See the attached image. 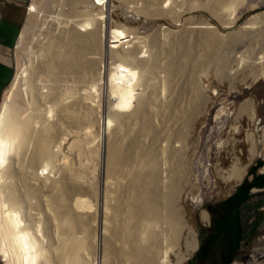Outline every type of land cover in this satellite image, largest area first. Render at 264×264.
I'll use <instances>...</instances> for the list:
<instances>
[{"label": "bare ground", "instance_id": "bare-ground-1", "mask_svg": "<svg viewBox=\"0 0 264 264\" xmlns=\"http://www.w3.org/2000/svg\"><path fill=\"white\" fill-rule=\"evenodd\" d=\"M48 1L54 11H46L47 5L41 9L43 0L41 5L33 2L29 13L43 10L45 18L58 26L52 25L44 40L37 36L0 105V260L3 264H187L199 247L194 217L187 215L189 210L181 213V201L185 203L181 186L189 182L191 169V155H187L196 151L189 148L200 139L195 125L203 127L200 120L210 105L218 107L214 105L225 98L220 99L223 88L216 83L211 89L218 91L219 98L204 84L201 61H195L200 65L196 67L191 64L194 61L186 63L182 58H190L195 50L192 44L207 45L204 51L213 52L230 41L228 34L206 20L194 26L187 20L192 27L186 22L182 27H138V21L130 19L133 23L126 25L115 19L108 27L114 5L110 6V0H72L67 11L77 13L73 16L55 0ZM244 1L163 0L169 3L164 8L162 0H141L133 9L144 17H159L161 22L169 17L176 21L195 9L216 15L226 10L235 13ZM259 16L245 25H255ZM48 26L42 25L41 33ZM249 28L242 27V41L231 34L241 42L236 49L243 46V58L236 64L228 62L230 47L228 55L227 48L212 55L217 64L211 74L222 84L242 78L247 89L264 79V52L255 55L262 45L253 49L264 40V27ZM29 30L21 31L18 47ZM189 46L192 50L187 53ZM248 51L260 59L251 55V61L246 60ZM155 103H160L161 118L175 111L173 115L180 120L174 136L165 130L169 144L162 147L159 136L165 132L151 134L160 122L153 121L158 115ZM225 104L229 103L218 108L215 118L221 120V115L229 113L230 105ZM258 105L256 98L249 97L233 115V122L225 125L229 138L220 143L217 158L229 164L236 182L245 177L257 157H264V124L257 125ZM240 115L245 116L243 121ZM198 215L203 223L210 222L206 209L200 208Z\"/></svg>", "mask_w": 264, "mask_h": 264}, {"label": "rangeland", "instance_id": "rangeland-1", "mask_svg": "<svg viewBox=\"0 0 264 264\" xmlns=\"http://www.w3.org/2000/svg\"><path fill=\"white\" fill-rule=\"evenodd\" d=\"M39 1H40V4H39ZM45 2H43V0H32V2H30L29 0H28V3H27V6L26 7H28L27 8V15H26V19H25V22H24V24H23V27H22V30L21 31H23L24 29H27V32H28V30H29V34L28 33H26V34H28V35H26L25 34V40H24V43L21 45V47H18V45H16L13 49H12V51L10 52V58H11V60H12V64H13V66H14V69H15V71H14V75H13V77H12V79H11V81H10V83L8 84V86H7V88L5 89V94H4V96H6V94H7V92H8V90H10L11 88H12V84H13V81H14V78H15V75H16V72H17V69H18V66H19V64L21 63V62H23V61H25L24 59H25V57H26V51L29 49V48H31V47H33V44L35 43L34 41H35V39L37 38V36L39 37V39H41V40H44V38L45 37H47L46 36V33L48 34L50 31L49 30H51L52 28H54V27H56V26H58L56 23H55V25H54V23L53 22H50V21H48V19L47 18H45L46 16L44 15V14H46L47 12V10L49 11L50 9V11L52 12V11H54V9H52V7L51 8H49L50 7V5H47L48 3H49V1L48 0H44ZM47 1H48V3H47ZM60 0H55V2L57 3L58 2V4H60V5H62L61 7H62V9L64 10V12L66 13V11H67V9L68 8H70V3L72 2V0L70 1H68V0H61L62 2L60 3L59 2ZM64 1V2H63ZM111 2H112V0H110ZM109 1V4H110V6H112L113 4V7L111 8V10L113 11H111L112 13H110L109 14V16L105 13V16H108V18H107V20L108 21H106V25H107V22H108V27H110V25L111 24H113L115 21H119V22H121L122 20V22L121 23H125L126 25H130V23H128L129 21L130 22H132L133 20H135L136 22L138 21V23H139V25H138V27H182V24H186L187 23V25L189 26V27H192V26H194V24L196 25V23H199V22H201V21H210L211 23H213L214 24V26L215 27H217V29H219V31L221 32V33H223V34H225V33H227L228 34V36H229V39H230V41L229 42H227V44L225 43H222L221 45L223 46V48H222V46L220 47V48H217V49H215L216 50V53H218L217 52V50L219 51V49H220V51L219 52H221V53H223L222 51H224V49H226L225 51L227 52V50H228V52H231L230 50H232V52L231 53H233V51H234V53L233 54H231V53H229L230 55H228V52H227V55L229 56V60L230 61H228V62H232V63H234V61H235V63L234 64H236L237 62H236V60H241V57L243 58V56H242V53H243V46L242 47H239L238 49H241V50H238V49H236V46L237 45H239L241 42L240 41H242V40H244V37H242L243 35L241 34V33H243V30H241L242 29V27H244V26H246L247 27V25H248V27L249 26H251V28L254 26V27H264L263 26V24H264V18H262V17H264V16H262V15H264L263 13H264V0H262L261 2H260V0L257 2V0H251V1H253V2H251V4H249L248 2L250 1V0H245V1H247V3H245V1L244 2H242V4H240L239 6H237L236 7V9L237 8H240V9H238V10H235V13L234 12H230V10H222L224 13H222V11H221V13L223 14H214L213 12H211V11H209L208 9H195L194 11H192V14L191 13H189L188 15H186V16H184L182 19L180 18V19H178V17H177V19H176V21H174L175 19H172V18H167V20H162V22H161V19L159 18V17H155V18H149V17H144L143 15H139L140 13H137V11L135 10V9H133V5H136V3L137 4H140V3H138L139 1H141V0H134V1H128L127 3L125 2V4H127L128 6H125V4H124V2H121V3H119L117 0H114L112 3ZM123 1V0H122ZM33 2H35L36 4H38V5H41L42 4V2H43V6L41 5V9H42V7H43V10H44V7L45 8H47V9H45L46 11V13H42L43 12V10L42 11H40V9H39V12L38 13H35V14H32V16L30 15V10H31V7L30 6H32V3ZM65 2H67V4L65 3ZM68 2H70V3H68ZM143 2H144V0H143ZM263 2V3H262ZM65 3V4H64ZM123 3V4H122ZM130 4V7H129V4ZM245 3V4H244ZM255 5H254V4ZM261 4V5H259V4ZM45 4V5H44ZM121 4V5H120ZM132 4V5H131ZM141 4H143V3H141ZM165 4V5H164ZM167 4H169L168 2L167 3H163V0H162V5H164L163 7L164 8H166V7H168L167 6ZM120 5V6H119ZM258 5H259V7H258ZM263 5V6H262ZM63 6H65V8L63 7ZM140 6V5H139ZM245 6V7H244ZM247 6H251V7H248L247 8ZM55 7H57V6H55ZM54 7V8H55ZM89 7H90V5H89ZM127 7V8H126ZM129 7V8H128ZM59 8V7H58ZM132 8V9H131ZM245 8V9H244ZM249 8H250V10H249ZM66 9V10H65ZM248 9V10H247ZM69 10V9H68ZM134 10V12H132V11ZM136 11V12H135ZM196 11H198V12H196ZM237 11V12H236ZM243 13H242V12ZM244 11H245V13H244ZM67 12H69L70 14H71V16H73V14L75 15V13L73 12V13H71L70 11H67ZM116 12V13H115ZM263 12V13H262ZM136 13V14H135ZM69 14V15H70ZM77 14V13H76ZM115 14V15H114ZM194 14V15H193ZM230 14V15H229ZM260 15L259 17H257V19H258V21H257V19H256V21H255V25H253V24H247V25H245V22H247L248 21V19H250L251 17H253L254 15ZM30 15V16H29ZM44 15V16H43ZM113 15L116 17V18H113ZM119 15V16H118ZM224 15H225V17H224ZM229 15V16H228ZM232 15V17H230ZM69 17V18H71V19H77V18H75V17ZM223 16V17H222ZM227 16H228V18H227ZM239 16V17H238ZM230 17V18H229ZM45 18V19H44ZM81 17H79V19H80ZM184 18H186V19H184ZM228 19V22L230 23H228L227 22V19ZM260 18L261 19H263V21L262 20H260ZM32 19H33V22H32ZM35 19V20H34ZM116 19V20H115ZM130 19H132V21L130 20ZM231 19H232V21H231ZM28 20H30V21H28ZM113 20V21H112ZM115 20V21H114ZM178 20H180L179 22H178ZM184 20V21H183ZM187 20H189L190 21V23H188V22H186ZM220 20V21H219ZM165 23H164V22ZM193 21V22H192ZM196 21V22H195ZM224 21V23H222ZM236 21V22H235ZM32 22V23H31ZM50 22V23H49ZM113 22V23H112ZM184 22V23H183ZM186 22V23H185ZM195 22V23H194ZM259 22H260V24H259ZM50 24V26H48V24ZM133 23V22H132ZM145 23V24H144ZM28 24H29V26H28ZM46 24V25H45ZM142 24H143V26H142ZM148 24V25H147ZM163 24V25H162ZM192 25V26H190V25ZM226 24H229V25H226ZM244 24V25H243ZM262 24V25H261ZM26 25V27H24ZM48 26V27H42L44 30H45V32H43V33H41V30L39 29V28H41V26ZM53 25V27L51 28V26ZM71 25V24H70ZM70 25H68V26H70ZM158 25H162V26H158ZM223 25H225V26H227V28H221V27H223ZM253 25V26H252ZM261 25V26H260ZM33 26V27H32ZM50 27V28H49ZM252 28L253 30H255V28ZM24 28V29H23ZM239 28V29H238ZM251 28H249V29H251ZM144 30V29H143ZM248 30V29H247ZM47 31V32H46ZM52 31V30H51ZM232 32H234V34H236V35H234L235 37L238 35V37H236V38H238V40H240L239 42L237 41V39L235 38V37H233L232 38V36H231V34H233ZM41 34V35H40ZM230 34V35H229ZM42 35H44V36H42ZM242 35V36H241ZM42 38H41V37ZM240 37V38H239ZM264 37V36H263ZM232 39H233V41H232ZM242 39V40H241ZM38 40V39H37ZM261 41V40H260ZM259 41V42H260ZM264 40H262V42H260V43H258L257 45H255L254 43V45L255 46H253L252 44H251V47L253 46V49H255V48H257L256 50H259V48H260V45H262L261 46V48H260V50H259V52H257L256 54H255V50H253L254 51V54L255 55H258L259 57H260V55L261 56H263L262 54L263 53H260L261 51L262 52H264V49H263V42ZM233 43V44H231V43ZM236 42V43H235ZM230 43V44H229ZM18 44V43H17ZM229 45H231V46H229ZM193 46V47H192ZM197 46V47H196ZM199 46V47H198ZM200 46L201 47H203V50L202 49H200ZM206 47H204V46H202V44L201 45H196V44H192L191 45V47H192V49L194 48L195 50H192L191 49V47L189 46V48L187 49V50H185V52L187 51V53H189L190 52V49L193 51V52H190L189 54H190V58L189 59H191V58H194V57H201V59H198V57L196 58V60L195 59H191V60H189L188 58H182V60H186L185 62L187 63V62H189V61H194L193 63H191V64H193V65H196V64H200V61H201V67H204V68H201V70H202V73L204 74L203 75V82H204V84H207V85H210V90H211V92L210 93H213L212 95H213V97H216V98H219V94H218V91L216 92L215 91V93L212 91V89H211V86L212 85H214L215 83H216V85H218L219 87H221V88H223V91L220 93L221 95H220V99H224L225 98V100H223V101H220L221 103H223V104H221L220 102H218V103H216L215 105H214V107L217 105H219L218 107H215V108H213V106L211 107V105H210V103L208 104V105H210V108H209V110L210 111H208L207 112V115H205V117H204V119L203 118H201V119H203V120H200V121H202V123H203V127H201L202 125H200L199 124V126L198 127H196V125H195V128H196V130H195V128H194V131H195V134H196V136L197 137H199L200 139L198 140L197 139V141H199V142H197L196 144H194V145H197V147H195V148H193L194 147V145H193V147L192 146H190V150L192 149H195L196 151H190L189 152V154L187 155V156H189V155H191V157L189 156V159L191 158V160H189V167H188V169L189 168H191L190 169V171L188 172V174H189V182H187L186 184H185V182L187 181L186 179H184L182 182L185 184L184 186L182 185L181 186V189L183 190V191H181V196L182 197H184L185 198V203H183V201H181V206H182V211H181V213L182 212H184V211H188L187 212V215H190V217L192 218V217H194V219L192 218V224L194 223L193 222V220L195 221V223H194V226H195V228L196 229H198L199 230V234H200V232H201V235H199V247H198V249L196 250V252H194L193 253V255H192V257L190 258V259H193V261L191 262L190 261V259L188 260V262H187V264H221V256H222V252H223V248H221V246L220 245H217V243H215V246H214V248H213V250L210 252V254L208 255V256H205L203 253H202V248L204 247V245H205V241L206 240H208L210 237H212L213 235H214V231H213V226H214V216H213V213H212V211H214V210H216V208H217V205L218 204H220V203H222V202H224L225 200H227V199H229L233 194H234V192L236 191V189H237V187L239 186V184L241 185L242 184V182L248 177L250 180L252 179V174L250 173V171H251V169L253 168V167H256V165H257V163L259 162V161H261V160H263V156H259V157H257L255 160H254V162L249 166V168H248V170H247V173H246V175H245V177L240 181V182H236L235 180H233V177H231L232 175H230V166H229V164H227V165H224L223 163H221L219 160H218V158H217V156H218V153H219V151L221 150L220 149V147H221V144L220 143H223L224 141H226L228 138H229V134H228V126H229V122H233L232 121V119H233V115L235 116V114H236V112L240 109L239 107L242 105V103L243 102H245L246 101V99H248L249 97H254V98H256V100L258 101V103H259V105H258V115L260 116V122H258V126L260 127V126H262L263 124H264V79H262V80H260V81H257L256 83H254L252 86H250L249 88H244L245 87V84H244V80L242 79V78H240V80H239V78H238V80H237V78H233V79H235L234 81H235V83H234V81H230V83H232V85L229 83L228 84V82H225L224 84H222L221 82H219L218 80H216L215 79V77L211 74V69H212V67L214 66L213 64L214 63H216V59H213V57H215L216 58V56H212V55H214V51L215 50H213V52L212 51H209V50H206V51H204L206 48H207V45H205ZM226 46V47H225ZM228 46V47H227ZM233 46H234V48H233ZM240 46V45H239ZM259 48H258V47ZM231 49H230V48ZM255 47V48H254ZM197 48H199L198 49V51H197ZM230 49V50H229ZM263 49V50H262ZM202 50V51H201ZM250 50H252V48H250ZM249 50V51H250ZM195 51H197L196 53H195ZM201 53H200V52ZM209 51V52H208ZM236 51V52H235ZM238 51H239V53H238ZM244 51H245V48H244ZM248 51V52H249ZM253 51H251V52H246L245 53V55L246 54H250V55H248V57H245L246 58V60H248V59H252L253 57L255 58V59H260L258 56H254V54L252 53ZM199 52V53H198ZM206 52V56L204 55V53ZM207 52H208V54H207ZM198 53V54H197ZM258 53H260V54H258ZM195 54H197L196 56H195ZM200 54V55H199ZM202 54V55H201ZM241 54V55H240ZM239 55V56H238ZM253 57H252V56ZM192 56V57H191ZM194 56V57H193ZM237 56H238V58H237ZM205 58V61H204V58ZM206 57H207V59H206ZM211 57V58H210ZM233 57V59L231 60V58ZM235 57V58H234ZM264 57V56H263ZM22 58V59H21ZM203 58V59H202ZM208 59L210 60V61H208ZM251 59L250 60H248V61H251ZM182 60H180L179 61V63L181 62V64L182 65H185L186 63H184V61H182ZM199 60V61H198ZM213 60L215 61V62H213ZM254 60V59H253ZM108 63H107V62ZM198 62V63H196V62ZM209 62V64H210V66H211V68H210V66H209V64H208V62ZM205 62V66H204V64H202V63H204ZM212 62V63H211ZM195 63V64H194ZM206 63L208 64V65H206ZM105 64H107V65H105ZM108 64H109V60H107V59H105V61H104V64L103 65H105V67L107 68L108 67ZM197 65L196 67H198V66H200V65ZM217 64V63H216ZM203 65V66H202ZM208 67V69L209 70H207V69H205V68H207ZM108 69V68H107ZM200 70V71H201ZM204 70H206V72L207 73H205V72H203ZM210 72V73H209ZM211 74V75H210ZM208 75H210V77L208 76ZM206 76V77H205ZM209 77V78H208ZM207 78V79H206ZM215 79L214 81H213V79ZM208 81H206V80ZM208 79H210V80H208ZM245 79V78H244ZM237 80V81H236ZM243 80V81H242ZM211 82V84H210V82ZM243 83H242V82ZM206 82V83H205ZM219 82V83H218ZM237 82H240V85L242 86V87H240V85H239V83L237 84ZM209 83V84H208ZM234 84V85H233ZM226 85V86H225ZM230 87H232V88H234V89H232V88H230ZM235 86V87H234ZM237 86H239V87H237ZM162 89V88H161ZM228 90L227 91V93H226V90ZM241 89V90H240ZM244 89H246V90H248V91H246L245 90V92H244ZM236 90V91H235ZM161 91V90H160ZM232 91H234L233 93H232ZM238 91V92H237ZM224 92V93H223ZM234 93H236V94H234ZM241 93V94H240ZM161 94H162V91H161ZM215 94V95H214ZM234 94V95H233ZM240 94V95H239ZM228 95H230V97H231V99H230V97L228 96ZM238 95V96H237ZM3 96V98L5 99V97ZM227 96V97H226ZM233 96V97H232ZM235 96V97H234ZM161 98H163V95H161L160 96ZM2 98V100H4ZM18 99V98H17ZM16 99V100H17ZM228 99V100H227ZM245 100V101H244ZM225 101H226V103H229V104H225V106H227V108H228V106L230 105V107L228 108V110H229V115L227 114V113H224L223 115H221V120L223 121V123H222V121L220 120V116H218V118H215L216 117V114H217V110H219L222 106H224V103H225ZM228 101V102H227ZM233 101V102H232ZM2 102V101H1ZM160 104V103H159ZM158 103H155L154 105H158V108H156L157 110H155L156 111V113L159 115V117H157L158 115H155L156 117L155 118H153V121H154V123H157V119H158V121H160V122H158V124H154V127H153V129H157L156 131L155 130H153L154 132H152L151 134H153V135H157L158 134V132H159V134L160 135H162V134H164L163 132H165V134L164 135H162L161 137L159 136V139L161 138V139H163V140H161V141H159L160 142V144H161V147L163 146V144H164V146L166 145V144H169L167 141H165L166 140V138H168L171 134L173 135V133H174V135L176 134V132H177V130L176 129H178L176 126H178L179 127V122H180V120L178 119V117L177 116H175V115H173V113L175 114L176 112L175 111H171L170 112V117H169V119H171V122L172 123H169L170 122V120L168 119V117H162L161 118V116L163 115V112L161 111V113H159V108H160V105H159ZM221 104V105H220ZM153 105V106H154ZM155 107V106H154ZM236 107V108H235ZM219 108V109H218ZM239 108V109H238ZM214 109H216V110H214ZM233 109H234V111H233ZM234 112V113H230V112ZM173 112V113H172ZM209 112H210V114H209ZM238 113V112H237ZM171 114H172V116L174 117V118H176V119H178V120H176L175 121V119L174 118H171ZM211 115V116H210ZM225 115V116H224ZM241 115H244V114H241ZM240 115V120L241 121H243V119H244V117L245 116H241ZM209 116V117H208ZM222 116H223V118H225V119H223L222 118ZM227 116V117H226ZM157 118V119H156ZM207 118V119H206ZM169 120V122L167 121V120ZM215 119H218V121L217 120H215ZM209 120V121H208ZM219 120H220V122L221 123H219ZM228 120V121H227ZM168 123H167V122ZM176 122V124H175V122ZM208 121V122H207ZM211 121V122H210ZM227 121V122H226ZM174 122V123H173ZM178 122V123H177ZM217 122L219 123V124H217ZM165 123H166V125H165ZM200 123V122H199ZM160 124V125H159ZM169 124V125H168ZM170 124H173V126L172 127H169L170 126ZM206 124V125H205ZM158 125V126H157ZM167 125H168V127H167ZM223 125V126H222ZM225 125L227 126V127H225ZM162 126H166V128L165 127H163V129H162ZM221 126V127H220ZM159 127V128H158ZM225 127V128H224ZM199 128V129H198ZM218 128V129H217ZM220 128V129H219ZM225 130H224V129ZM162 129V130H161ZM175 131H174V130ZM159 130V131H158ZM165 130H167V131H169V132H171L170 133V135L168 136V135H166V131ZM218 130H220V131H218ZM221 130L223 131V133L221 132ZM197 131V132H196ZM161 132V133H160ZM218 132H220V134L218 133ZM156 133V134H155ZM200 134V135H199ZM141 135V134H140ZM140 135L138 136L140 139L143 137L142 135H141V137H140ZM172 135L170 136V137H172ZM173 135V136H174ZM199 135V136H198ZM163 136H164V138H163ZM168 136V137H167ZM143 139V138H142ZM141 139V140H142ZM139 140V139H138ZM175 140V139H174ZM163 141H165V142H163ZM163 142V143H162ZM167 142V143H166ZM173 143H175V142H173ZM171 144V143H170ZM175 144H178V143H175ZM179 145V144H178ZM192 147V148H191ZM164 148V147H163ZM222 148V147H221ZM188 153V151L186 152V154ZM162 157H163V155H161ZM163 159V158H162ZM167 159V158H166ZM163 161V162H162ZM218 162H220V164L218 163ZM219 164V165H218ZM161 165H162V168L164 169L165 168V166H164V159L163 160H161ZM224 165V166H223ZM176 167V166H175ZM227 170V171H226ZM225 172V173H224ZM229 173V174H228ZM235 181V182H234ZM181 182V183H182ZM183 187V188H182ZM185 187V188H184ZM180 189V190H181ZM183 192V193H182ZM187 196V197H186ZM182 199V198H181ZM261 201H264V191L262 190H253V197H252V199L250 200V202L248 203V205L246 206V207H244V209L242 210V213H241V215H242V219H243V221H244V223H245V225L246 226H249V229H250V226L251 225H253L256 221H257V219H258V216H259V213H261V215L263 216V218H262V221H261V224H260V226H259V228H258V234H257V236L255 237V238H253V239H249V240H246V241H242V243H241V245H240V250H239V252L237 253V257L235 258V259H233L229 264H263L264 263V206H262L261 208H259V209H257V204L258 203H260ZM200 208H203V209H206L207 211H208V213L210 214V222L209 223H203L202 221H200V218H199V215H198V210L200 209ZM191 210V211H190ZM163 211H164V209H163ZM192 212V213H191ZM191 213V214H190ZM226 239H222V242H224V243H226V241H225ZM223 243V244H224ZM0 264H3V262L0 260Z\"/></svg>", "mask_w": 264, "mask_h": 264}, {"label": "trees", "instance_id": "trees-1", "mask_svg": "<svg viewBox=\"0 0 264 264\" xmlns=\"http://www.w3.org/2000/svg\"><path fill=\"white\" fill-rule=\"evenodd\" d=\"M264 165V161H259L256 167L250 171L252 179L248 177L239 185L234 194L224 202L217 205L212 211L214 216V235L205 241L202 253L208 256L213 250L215 243L223 248L221 264H229L237 257L242 241L253 239L258 234V228L263 216L259 213L257 221L250 226H246L242 219V210L248 205L253 197L255 188L264 187V174H257L259 167ZM264 206V201L257 204V209ZM226 239V243L222 242ZM224 243V244H223Z\"/></svg>", "mask_w": 264, "mask_h": 264}, {"label": "crops", "instance_id": "crops-1", "mask_svg": "<svg viewBox=\"0 0 264 264\" xmlns=\"http://www.w3.org/2000/svg\"><path fill=\"white\" fill-rule=\"evenodd\" d=\"M27 3L28 0H0V105L5 89L14 75L10 52L17 45L25 22ZM257 174H264V165L258 168ZM254 190L264 191V187Z\"/></svg>", "mask_w": 264, "mask_h": 264}, {"label": "water", "instance_id": "water-1", "mask_svg": "<svg viewBox=\"0 0 264 264\" xmlns=\"http://www.w3.org/2000/svg\"><path fill=\"white\" fill-rule=\"evenodd\" d=\"M240 185V184H239ZM199 235H201V232H200V234ZM190 261L192 262L193 261V259H190Z\"/></svg>", "mask_w": 264, "mask_h": 264}, {"label": "built area", "instance_id": "built-area-1", "mask_svg": "<svg viewBox=\"0 0 264 264\" xmlns=\"http://www.w3.org/2000/svg\"><path fill=\"white\" fill-rule=\"evenodd\" d=\"M30 2H32V0H29Z\"/></svg>", "mask_w": 264, "mask_h": 264}, {"label": "snow or ice", "instance_id": "snow-or-ice-1", "mask_svg": "<svg viewBox=\"0 0 264 264\" xmlns=\"http://www.w3.org/2000/svg\"><path fill=\"white\" fill-rule=\"evenodd\" d=\"M97 2H99V0H97Z\"/></svg>", "mask_w": 264, "mask_h": 264}]
</instances>
